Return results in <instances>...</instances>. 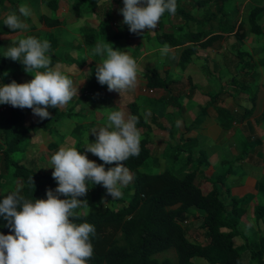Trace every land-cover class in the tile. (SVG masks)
Segmentation results:
<instances>
[{"label":"crops","instance_id":"crops-1","mask_svg":"<svg viewBox=\"0 0 264 264\" xmlns=\"http://www.w3.org/2000/svg\"><path fill=\"white\" fill-rule=\"evenodd\" d=\"M48 1L49 0H6L3 4H0V84L3 82L6 84L8 81L11 83L12 80H15L17 83H25V78L20 75L25 72L22 63L4 57V52L6 48L11 45L12 40H18L28 35L35 36L41 40H48L51 44L50 54L52 55V66H59L60 69L73 80L75 86L78 87L82 81L84 82L79 86V95L74 97L65 106L66 108L48 109L51 113V117L44 119L45 122L40 129L26 135L24 140L20 142L21 149L14 152V154L24 152V154H17V157L14 159L30 166L40 173H52L53 170L41 169L40 165H38V161L31 155L34 150L31 149L28 151V148L25 147L28 144L33 147L32 140L30 139L32 136H35L39 130L42 131V133H46L48 136L51 135V131H56V137L50 138L48 141V148H60L66 145V143L70 141L69 139L74 138V146L81 152H85L83 147L89 142L95 141V135L91 134L92 131L94 129L98 130L100 127L107 124V116L110 111L115 110L113 108L120 106L126 113L131 115V105H135L142 118V125L137 128L141 130L142 138L147 137L149 139L150 150L151 146L154 145L153 150L154 154H156V159H152L150 163H157V168H159L157 172L168 170L170 172L173 171L172 173L175 175L178 174L176 170L170 168L176 158H174L175 156H170L167 149L171 147V142L169 141L172 140L173 135L177 137V142L185 138L188 143H194L191 145L194 152L189 150L188 155L185 156L182 173L180 172L179 175L183 177L188 171L196 169L195 183L200 187L203 193L211 190L212 184L208 186L207 183L218 176L215 177L211 172L212 168L215 166V168H227L226 171H230L232 167L229 168L226 167V165H228L229 161L234 157H237V155H240V153L244 151L243 148L238 149L234 138L243 135L245 137L244 132H247L246 129L248 127L246 125L252 118L259 116L263 117L264 42L263 45L258 48L261 66L255 67L254 70L248 74L245 73V69L242 71L243 74H245V77H243L245 81L247 80V75H249V79L253 76L251 79V88L253 92H245L249 87H247L246 83L239 84V82L235 80L237 73L230 78L231 80H229V82L221 84L220 80L227 67L225 63H212V69L202 67V69L195 71L198 73L195 79H192L187 69L192 57L198 55L204 49L211 48L215 42L225 39V33L227 32H221L218 23V31L215 30L214 23L211 30L213 34L222 33V35L206 47L200 46L198 44L199 42L192 41L180 42L174 45L167 44L170 48V52H175V50L180 49L177 63H174L175 73H169L170 66L164 61L160 63L159 58L156 59V55L159 57L162 56L160 48L166 44L165 41L161 40L165 38L166 35L161 34L169 32V35L173 34L175 36L173 40H179V37H182L181 31L179 30V23L172 21L168 24L165 21L166 25L170 28L157 29L155 32L156 35H153L154 47L152 45V48H150L151 35H149V31H145L138 35L136 33H134V35H126L128 33V29H125L126 27H123L122 31H120L119 20L112 18L109 13L110 8L113 6L111 4H113L114 1L118 5L115 16L122 15L120 9L123 7V4H118L116 0H57V7L55 9L49 8L47 5ZM82 1L95 4V7L88 9L83 6ZM193 1L194 0H191V5ZM259 1L260 3L254 4L251 9L253 7H263L259 23L261 21L264 23V3L262 0ZM218 3L223 5L221 2ZM21 5L29 6L33 14L26 20L28 24L27 29L12 32L11 29L3 24V19L6 15V11L11 12L10 10H15L18 13V8ZM100 6L106 7L105 11L101 10V12H99V9L96 7ZM220 8H222V6ZM103 13L105 14L104 16ZM40 16L58 19L59 23L53 26L44 25L39 21ZM220 16L221 14H219L218 18ZM22 19L24 18L22 17ZM87 28L89 30H87ZM85 31L91 32L90 41L86 40L87 36ZM235 32L236 28L232 33ZM254 35L264 37V28L262 34L254 33ZM241 37V35H237V39ZM107 42L111 43L114 48L127 51L137 60L141 67L144 68V71L140 73L138 77V83L134 90L123 92L120 95L119 92L109 91L107 85H101L98 82L95 70L96 64L100 63L102 58L98 55H94L93 49L98 43ZM191 45H196L194 53L191 55L190 61L182 65L180 59L181 53L185 48ZM149 54L155 55L152 61L155 59L157 60L154 61L155 63L152 62L153 65L147 63L148 59L146 58L150 57ZM236 55L240 57L242 56V52L236 50ZM144 58L147 61H145ZM207 65L208 64L205 66ZM10 68L12 69L10 70ZM177 68L180 73H177ZM233 68H237V66ZM41 71H43V69H41ZM148 71H152L155 75L166 79L169 83L167 89H149L145 78V74ZM233 72L234 71L229 72V74ZM5 73H7V75H5ZM213 73H221V75L220 77H216ZM180 76L186 79L184 80L186 82L185 85L182 83L183 80L178 79ZM213 78H216L220 85L214 86ZM225 78L227 79V75ZM1 79L5 80L2 81ZM238 86L240 87L238 88ZM230 89H233V92H230ZM221 93L223 95L237 93L240 97L239 101H242V108H233L230 106L231 101L236 102V104L239 103L231 97L223 96L218 99L217 95ZM207 96L210 97V100ZM253 97H255V107L252 114L244 120H241L242 112L239 123H236L239 111L246 108L245 105L248 102H250L251 105V99ZM22 114L25 126H29L40 120L38 116L33 114L31 109H22ZM59 121L62 122L59 123ZM57 125L59 126L58 129L56 127ZM179 125L183 127L182 131L179 130ZM232 125L233 130L230 129ZM3 127H5V124ZM252 130L253 137L251 140L255 144L248 147L256 152L251 155V159L260 163L261 173H255L254 175L250 174L252 176H248L243 172L240 176L241 181H238V183L234 185L235 182L230 179V175L232 174L230 171L221 181V189L219 190V196L225 202L230 200L229 197L237 198L240 202V206L245 210V216H254L255 206L264 204V129L252 128ZM38 136L40 137L41 135ZM43 142H45V140ZM217 142L218 144H216ZM172 144L174 146L176 145V143ZM58 150L59 149H57V151ZM202 150H204L203 153ZM29 152L32 159L30 161L32 163L31 165L26 163V154L28 155ZM49 154H47L48 157H50ZM86 154L88 159L101 164L97 156L90 152ZM18 157L19 159H17ZM195 157H201V160L208 162L207 168L205 169L207 175H202V182L199 179L201 176L198 170L199 168L190 167V165H192V159ZM109 166L114 167L115 164L105 165V167ZM139 169L141 170L140 166ZM130 173L132 174L131 171ZM131 183L132 181L126 186L124 191V195L127 197L112 199L114 203L113 207L114 205L117 207L120 203L126 202L131 196ZM247 186L248 188L244 190ZM56 187L57 182L52 190L55 191ZM90 187L91 183L89 182L87 195L83 197L87 200L89 206L94 207L91 210H95L96 205H93V201L90 199ZM60 198L63 199L64 197L61 196ZM45 199H47V196ZM112 200L109 202L112 203ZM262 222L264 225V221Z\"/></svg>","mask_w":264,"mask_h":264},{"label":"clouds","instance_id":"clouds-1","mask_svg":"<svg viewBox=\"0 0 264 264\" xmlns=\"http://www.w3.org/2000/svg\"><path fill=\"white\" fill-rule=\"evenodd\" d=\"M176 10L177 0H123L120 13L129 31L140 34L155 31L165 12L174 15ZM32 14L29 6L21 5L18 13L13 10L5 15L3 24L12 32L25 30L26 20ZM50 53L51 44L46 39L28 35L12 40L4 57L21 62L33 79L0 84V104L31 109L44 120L51 117L49 108H63L79 95V86L84 81L75 86L59 66H52ZM160 53L168 55L169 46L163 45ZM93 54L102 58L95 70L101 85L120 95L136 88L144 68L127 51L107 42L98 43ZM113 109L107 116V124L92 131L95 141L83 147L85 152L74 145H64L51 156L52 178L57 187L55 191L47 190V199H26L17 187L0 200V216L8 221L14 233H0V264H88L94 254L91 238L96 229L88 222H73L77 218L76 210L88 207L87 200L79 197L87 195L91 182L102 185L112 199L120 198L122 188L133 180L125 161L138 156L141 150L138 117L120 106ZM88 152L103 163L88 159ZM111 164L115 166L105 168ZM29 182L34 185L32 176Z\"/></svg>","mask_w":264,"mask_h":264},{"label":"trees","instance_id":"trees-1","mask_svg":"<svg viewBox=\"0 0 264 264\" xmlns=\"http://www.w3.org/2000/svg\"><path fill=\"white\" fill-rule=\"evenodd\" d=\"M5 1L0 0V4ZM216 1L224 4L228 0H194L191 7L200 8ZM116 2L123 4L122 0ZM47 5L55 9L57 0H49ZM187 7L181 5V0H177L176 13L171 15L165 12L162 16L168 24L172 21L179 23L182 35L179 40H173L175 37L173 34L163 33L161 35L166 36L161 39L162 41L169 45L192 41L206 47L221 37L222 33L213 34L211 30L212 21L221 14L220 11L206 12L200 18L192 14ZM262 11L263 7H253L248 13L249 30L253 34L263 33L259 23ZM39 21L49 26L59 23L58 19L46 16H40ZM218 25L221 32L232 33L235 30V25H225L222 15L218 18ZM85 32L86 40L90 41L91 32ZM195 47L196 45H191L182 51L180 58L182 65L190 61ZM145 78L149 89H167L169 84L166 79L152 71H148ZM254 100L255 97L251 99L252 104L243 109L241 120L252 114ZM131 115L138 117L136 126H141L142 118L135 105H131ZM44 122L45 120L40 119L25 126L22 109L9 106L4 127L6 146L0 149V159L3 162L0 172V200L15 190L11 188L1 190V185H6L3 178L8 174L15 180L21 179L22 183L19 181L21 195L26 199H45L47 190L55 186L56 181L52 178V173L35 171L11 156L21 149L20 142L26 135L40 129ZM140 148L138 156L125 161V166L133 175L132 194L126 202L120 203L117 207L107 206L106 203L112 200V197L102 185L91 184L89 192L91 201L104 209L97 208L87 213L76 211L77 218L73 222L77 224L88 222L96 229L95 236L91 238L94 254L88 264H192L195 257L203 258L208 264H245L241 250L234 243V238L240 233V221L245 216V210L240 206L239 200L229 197L230 200L225 202L215 188L203 193L195 183L196 169L188 171L183 177H178L168 170L154 173L141 171L139 166L151 154L147 137L141 139ZM198 159L201 161V157ZM228 172L218 175L215 180L222 181ZM31 176L34 185L29 182ZM187 215L199 221V226L204 230V241L188 237L189 225L187 227L184 224ZM254 217L255 220L264 221V204L255 206ZM0 233L14 234L11 233L8 221L3 216H0ZM169 248H174L176 260L154 257L156 253ZM248 251L250 264H264V236H260L258 245L255 248L250 247Z\"/></svg>","mask_w":264,"mask_h":264},{"label":"rangeland","instance_id":"rangeland-1","mask_svg":"<svg viewBox=\"0 0 264 264\" xmlns=\"http://www.w3.org/2000/svg\"><path fill=\"white\" fill-rule=\"evenodd\" d=\"M262 1L264 3V0H262ZM259 3H260L259 0H229L228 2H226L223 5H221L218 2H211L208 6L196 8V7H191V0H181L182 6H184L186 8L188 5H190V7H187V8H190L191 13L195 14L196 16H198L200 18L203 17L206 14V12L220 11L221 15L224 17V19L226 21L225 25H235V28H236V33H232V34L225 33V39L223 41L219 40V41L215 42L211 48L204 49L198 55L192 57V60L188 64V68H187L191 74L192 79L193 78L195 79L198 76V73H196L195 71L202 69V67H207L208 69H212V63H223V64L225 63V65L227 67L224 71V75L222 76V79L220 80L221 84L229 82V80H231L230 78H232L234 76V74L237 73L235 76V80H237L239 82V84L246 83L247 87H249V88H247L245 90V92L252 91L251 79L253 78V76H252V78L250 77L251 79H249L248 78L249 75H247V80L245 81L243 79V77H245V74H243L242 71L245 69L244 70L245 73L248 74L249 72L253 71L255 67L261 66V64L259 62L260 58L258 55V52H259L258 48L263 45L264 37L254 35L250 32L248 19H247V15H248V12L251 9V7L254 4H259ZM82 4H83V6H85L88 9L95 7V4H89L86 1H82ZM111 5H113V6L110 8V12H109L110 16L112 18H115L116 20H119L120 31H122L123 27H126L125 29H128V33L126 35H134V33L129 31V27L127 25L123 24V16L122 15L115 16V11L118 10V5L114 1H113V4H111ZM221 6H222V8L220 9ZM8 7H9V5H8ZM38 8H40V7H38ZM96 8L99 9V12H101V10L105 11L106 7L100 6V7H96ZM10 11H12V10H10ZM7 13H8V11H6L5 14H7ZM100 15H102V14H100ZM104 15L105 14L103 13V16ZM165 17L169 18L168 16H165ZM212 22L214 23L215 30L218 31V26H217L218 17L213 19ZM260 23H261L262 27L264 28V23L262 21ZM0 26H1V24H0ZM165 28L169 29L170 27L167 26L165 23V20L163 18H161L157 29H165ZM87 30H89V29L87 28ZM156 30L155 31H149V35H151V37H150L151 47L149 46L150 48H152V45L155 44L154 39H153V35H156L155 34ZM237 35H241L242 37L240 39H237ZM120 38H122V37H120ZM127 39H129V38H127ZM153 47H154V45H153ZM236 50L237 51L239 50L240 52H242V56H240V57L237 56ZM179 51H180V49H177V50H175V52H170V54H168L164 57L163 56L159 57L158 55H156V59L159 58L160 63L163 61L167 62V64L170 66L169 73H175V70H174L175 64L174 63L175 62L177 63ZM149 55H150V57L146 58V59H148V61L145 58H144V60L147 61V63H149L150 65H153V63H155L154 61H157V60L155 59L154 61H152L154 59L155 55L154 54H152V55L149 54ZM51 58H52V55H51ZM206 64H208V65L205 66ZM234 66H237V68H233ZM11 69L12 68H10V70ZM232 71H234V72L232 74H229V72H232ZM177 73H180L178 68H177ZM20 75L25 78V82H28L31 79H33V76L30 73L23 72ZM214 75L216 77H218V76L220 77L221 73L214 74ZM226 75H227V79L225 78ZM178 79L183 80L182 81L183 85L186 84V82L184 81V80H186L185 78H182L180 76ZM1 80L3 81L5 79H1ZM7 83H9V81L6 82V84ZM1 84H5V82H3ZM213 85L214 86L220 85L219 81L216 80V78H213ZM174 87H176V86H174ZM239 87L240 86H238V88ZM231 91L233 92V89H230V92ZM236 95L238 96L237 93L236 94L229 93L228 95L227 94L223 95L221 93V94H218L217 96H218V99H220L223 96L231 97L239 103L236 104V102L231 101L230 106H232L233 108L234 107H241L242 108V106H243L242 101H239L240 97L238 96V98H239L238 99ZM207 98H209V100H210V97L207 96ZM9 106L10 105H7V104H0V149L4 148L6 146V143H5L6 137H5L3 126L5 124V119L7 118L6 116H8V114H9V111H8ZM248 106H250V102H248L245 105V107H248ZM63 108H66V107H63ZM242 112H243V110L241 109L239 111V114L237 115L238 118L236 120V123H239L240 115L242 114ZM61 122L62 121H59V123H61ZM230 125H231V123H230ZM246 126H248V127L246 129L247 132H244L245 137L243 135V136H239V137L234 138L235 144L237 145L238 149L243 148L244 151L242 153H240V155H237V157H234L231 161H229L228 165H226V167H229V168L232 167V168H230V171L232 172V174L230 175V179H231V181L235 182L234 185H236L238 183V181H241L240 176L242 175L243 172H245L248 176H252L250 174L254 175L255 173H261L260 163L255 162L251 159V155L255 154L256 152H254V150H251V148L248 146L255 144L251 140L253 137L252 128L264 129V119L262 116L252 118V120H250ZM56 127L58 129L59 126L57 125ZM178 128L180 131H182V129H183V127L181 125H179ZM230 129L233 130V125ZM47 132H49V131H47ZM55 133H56V131H51L50 132L51 135L48 136V135H46V133H42V131L39 130L38 133H36V135L32 136V138L30 139V140H32L31 142H32L33 147H31L30 144L25 146L28 148V151L31 149L34 150V152L31 155H33L35 157V159L38 161V165H40V168L43 170L44 169L54 170L52 168L51 163H50V159H51L50 157L57 151V149H59V147L48 148L47 144H48V141L50 138L56 137ZM38 135H41V136L39 137ZM44 140H45V142H43ZM69 140L70 141H68L66 143V145H75L74 144V138L69 139ZM177 140H178L177 137H175L173 135L172 140L169 141V142H171V144H170L171 147L169 149H167V151L169 152L170 156H173V157L175 156L174 158H176V160L171 164L170 168L176 170L178 172L177 175L181 177L182 175H179V173L180 172L182 173V168L184 165L185 156L188 155L189 150L194 152L193 149L191 148V145L194 143L193 142L188 143L185 140V138H182V140H180L179 142H177ZM172 143H176V145L174 146ZM216 144H218V142ZM153 149H154V145L151 146V155L140 166L141 170L144 172H147V173H154V172H157L159 170V168H157L156 162L150 163L152 161V159H156V154H154ZM203 152H204V150H202V153ZM17 154L22 155V154H24V152H19ZM17 154H11V156L13 158H16ZM29 154H30V152L28 153V155L26 154V156H27V162L26 163L31 165L32 163L30 161L32 159H31ZM47 154H49L50 157H48ZM199 154H201V153H199ZM44 157H46V158H44ZM17 159H19V157ZM192 160H193L191 162L192 165H190V167H194V168L198 167L199 168L198 170H199L200 175H201L199 177V179L201 181L202 175H204V174L207 175L205 169L207 168L208 162L205 160L200 161V159H198V157H195ZM166 161H168V160H166ZM101 163H103V162L101 161ZM238 164H240V165H238ZM2 167H3V162L0 159V172L2 170ZM109 167H105V168L107 169ZM226 167H224V168H226ZM233 168H235V169H233ZM226 170H227V168L226 169H219V168H215V166H214L212 168L211 172L216 177L217 175L223 174ZM16 179L17 180L13 179L12 176H10L8 174L6 177L3 178V181L6 182L5 183L6 185L2 184L1 190H6L8 188L16 189L17 187H20L22 181L20 178H16ZM207 185L208 186L211 185L212 186L211 189L215 188L218 191L221 189V181H216L215 179H211V182H208ZM126 186L122 188V196L121 197H123V198L127 197L124 195V191H125ZM247 188H248V186L245 187L244 190H246ZM79 199L85 200L84 197H81ZM113 204H114L113 202L110 203L109 201L106 203V205L110 206V207H113ZM93 205H96L95 209H97V208L101 209V210L104 209V207H97V204L94 202H93ZM88 207H81V208L77 209L76 211L87 213L91 209L94 208V207H91L89 205H88ZM184 224L187 227L189 225L187 235L190 239L200 241V242L205 240V237L203 236L204 230L199 226V221L193 220L192 218H190L189 215H187L186 220L184 221ZM239 229H240V233L234 238V243L241 250L243 257H244L245 264H250V262L248 261V254H249L248 249L250 247L255 248L258 245L260 236H264V225H263L262 221L255 220V217L250 215V216H244L242 218V220L240 221V224H239ZM154 257H156L158 259L170 258L172 260H176V253L174 251V248H169L167 250L156 253L154 255ZM192 264H208V263L203 258L195 257L192 259Z\"/></svg>","mask_w":264,"mask_h":264}]
</instances>
